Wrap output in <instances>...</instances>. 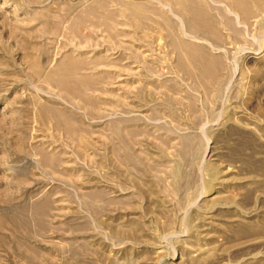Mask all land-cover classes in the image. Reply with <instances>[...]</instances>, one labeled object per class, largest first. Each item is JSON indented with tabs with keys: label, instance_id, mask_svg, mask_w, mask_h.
I'll list each match as a JSON object with an SVG mask.
<instances>
[{
	"label": "rangeland",
	"instance_id": "1",
	"mask_svg": "<svg viewBox=\"0 0 264 264\" xmlns=\"http://www.w3.org/2000/svg\"><path fill=\"white\" fill-rule=\"evenodd\" d=\"M0 264H264V0H0Z\"/></svg>",
	"mask_w": 264,
	"mask_h": 264
}]
</instances>
